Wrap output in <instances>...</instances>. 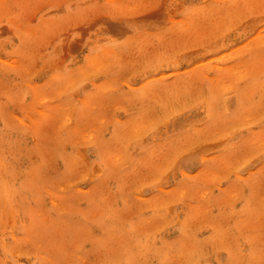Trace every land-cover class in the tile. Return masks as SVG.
Segmentation results:
<instances>
[{
	"label": "rangeland",
	"instance_id": "rangeland-1",
	"mask_svg": "<svg viewBox=\"0 0 264 264\" xmlns=\"http://www.w3.org/2000/svg\"><path fill=\"white\" fill-rule=\"evenodd\" d=\"M0 264H264V0H0Z\"/></svg>",
	"mask_w": 264,
	"mask_h": 264
}]
</instances>
